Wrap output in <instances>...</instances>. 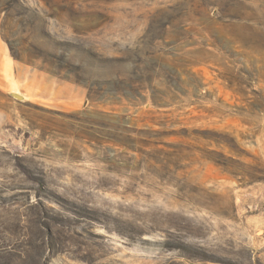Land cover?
Segmentation results:
<instances>
[{"label":"rangeland","instance_id":"374dc122","mask_svg":"<svg viewBox=\"0 0 264 264\" xmlns=\"http://www.w3.org/2000/svg\"><path fill=\"white\" fill-rule=\"evenodd\" d=\"M0 48V264H264V0H0Z\"/></svg>","mask_w":264,"mask_h":264},{"label":"crops","instance_id":"0c3cea01","mask_svg":"<svg viewBox=\"0 0 264 264\" xmlns=\"http://www.w3.org/2000/svg\"><path fill=\"white\" fill-rule=\"evenodd\" d=\"M5 59H4V52H3V50L0 48V64L4 61ZM1 99H0V108H2V104H1ZM0 114H1V112H0Z\"/></svg>","mask_w":264,"mask_h":264},{"label":"water","instance_id":"95a60500","mask_svg":"<svg viewBox=\"0 0 264 264\" xmlns=\"http://www.w3.org/2000/svg\"><path fill=\"white\" fill-rule=\"evenodd\" d=\"M12 95L15 96L16 98H20V99L22 98V96L18 93H12Z\"/></svg>","mask_w":264,"mask_h":264}]
</instances>
